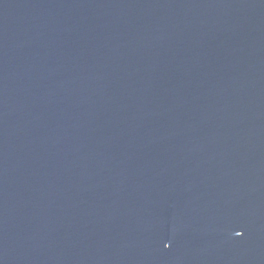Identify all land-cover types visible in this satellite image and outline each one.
Listing matches in <instances>:
<instances>
[{
	"label": "water",
	"instance_id": "1",
	"mask_svg": "<svg viewBox=\"0 0 264 264\" xmlns=\"http://www.w3.org/2000/svg\"><path fill=\"white\" fill-rule=\"evenodd\" d=\"M0 264H264V0H0Z\"/></svg>",
	"mask_w": 264,
	"mask_h": 264
}]
</instances>
